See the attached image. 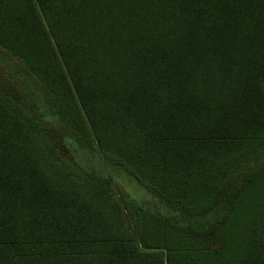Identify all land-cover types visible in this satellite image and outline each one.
Segmentation results:
<instances>
[{"label": "trees", "instance_id": "1", "mask_svg": "<svg viewBox=\"0 0 264 264\" xmlns=\"http://www.w3.org/2000/svg\"><path fill=\"white\" fill-rule=\"evenodd\" d=\"M0 51L23 95L0 90V264H264V176L226 211L219 249L171 227L138 241L41 136L77 168L103 155L167 218L212 211L264 155V0H0Z\"/></svg>", "mask_w": 264, "mask_h": 264}, {"label": "rangeland", "instance_id": "2", "mask_svg": "<svg viewBox=\"0 0 264 264\" xmlns=\"http://www.w3.org/2000/svg\"><path fill=\"white\" fill-rule=\"evenodd\" d=\"M7 75L3 63H0V90L9 96L12 95V98L23 99L21 91L14 89L8 83ZM41 132L42 140L47 147L73 169L72 172L78 180L83 183H92L99 190L107 191L115 201L123 206L127 227L138 241L141 233L161 237L160 234L171 227V229L190 232L194 236H199L203 239L207 248L219 249L220 246L214 242V234L226 221L228 214V212L226 214V211L230 206H233V202L239 194L245 192L256 180L264 176V155L258 160L249 158L235 171L228 186L219 193L212 211L188 213L187 215L183 210L176 208L175 215L167 218L171 210L166 209L160 196L154 193L151 194L145 188L138 186L126 174H122L118 167L115 168L113 162L104 158L103 155L92 160L83 153L82 162L88 170L77 168L74 166L69 151L61 142L60 136L50 128H43ZM92 166L98 172L92 170ZM171 209L173 211V208ZM187 218L192 221L196 218L199 221L195 230H189V226L185 222Z\"/></svg>", "mask_w": 264, "mask_h": 264}]
</instances>
